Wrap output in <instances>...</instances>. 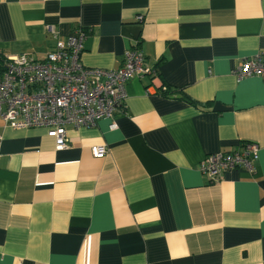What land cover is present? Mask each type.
I'll return each instance as SVG.
<instances>
[{
  "label": "crops",
  "instance_id": "crops-1",
  "mask_svg": "<svg viewBox=\"0 0 264 264\" xmlns=\"http://www.w3.org/2000/svg\"><path fill=\"white\" fill-rule=\"evenodd\" d=\"M53 26L87 30L92 68L140 40L157 75L63 150L0 119V264H264V77L235 73L264 54V0H0V53L44 60ZM250 142L254 172L201 170Z\"/></svg>",
  "mask_w": 264,
  "mask_h": 264
},
{
  "label": "built area",
  "instance_id": "built-area-1",
  "mask_svg": "<svg viewBox=\"0 0 264 264\" xmlns=\"http://www.w3.org/2000/svg\"><path fill=\"white\" fill-rule=\"evenodd\" d=\"M49 31L56 35L53 27ZM86 37L78 29L66 41L58 40L43 61L28 54L8 57L0 76V119L5 126L14 130L45 128L56 149L63 150L68 147V126L91 129L103 119L114 118L126 99V83L149 69L139 50L126 51L123 66L115 70L85 67L81 53ZM235 73L238 79L264 77V54L243 58ZM106 147L96 146L94 155L104 158ZM259 151L258 144L250 142L240 150L211 154L200 168L213 180L238 168L254 172Z\"/></svg>",
  "mask_w": 264,
  "mask_h": 264
},
{
  "label": "rangeland",
  "instance_id": "rangeland-1",
  "mask_svg": "<svg viewBox=\"0 0 264 264\" xmlns=\"http://www.w3.org/2000/svg\"><path fill=\"white\" fill-rule=\"evenodd\" d=\"M139 20L141 21V22H143V20H144V17L143 16H139ZM53 28H54V26H53ZM47 31H49V28L47 27ZM55 29V28H54ZM81 30H83L85 33H86V35L88 36V32H87V30L86 29H83V28H80ZM56 30V29H55ZM78 30V29H77ZM49 33L53 36V38L55 37L56 38V43H57V41L58 40H61V39H59L58 38V33H57V31H56V35H54V34H52L50 31H49ZM73 35V34H72ZM62 41H66V40H62ZM137 43V42H136ZM56 45V44H55ZM135 45V44H134ZM54 49V48H53ZM53 49H51V50H49L46 54H45V56H47V54L48 53H50ZM128 50H136L135 48H133V46H131V47H129V48H127L126 50H125V52H124V61H123V63L119 66V68L121 67V66H123V64H124V62H125V53H126V51H128ZM83 51H84V49H83ZM83 51H82V53H81V62H82V54H83ZM139 51H141L142 52V54H143V56H144V59H145V67L146 68H148L149 69V71L148 72H145V73H142V74H138V75H135V76H133L128 82H130L133 78H136V77H141V76H145V75H149L150 76V74L153 72V69H151L148 65H147V62H146V56H145V54L143 53V51L141 50V49H139ZM24 54V53H23ZM44 56V57H45ZM7 59H8V57H7ZM28 59H31V58H28ZM45 59H46V57H45ZM44 59V60H45ZM35 60H38V59H35ZM39 61H43V60H39ZM82 64H83V62H82ZM84 65V64H83ZM85 66V65H84ZM86 67V66H85ZM87 68H92V67H87ZM93 69H102V68H93ZM118 69V68H117ZM104 70H107V69H104ZM111 70H115V69H111ZM154 77V76H153ZM127 82V83H128ZM127 83H126V85H127ZM126 85H125V89H126ZM126 100V99H125ZM124 103H125V101H124ZM124 103L121 105V107H120V110L123 108V106H124Z\"/></svg>",
  "mask_w": 264,
  "mask_h": 264
},
{
  "label": "trees",
  "instance_id": "trees-1",
  "mask_svg": "<svg viewBox=\"0 0 264 264\" xmlns=\"http://www.w3.org/2000/svg\"><path fill=\"white\" fill-rule=\"evenodd\" d=\"M141 41L138 40L137 43L133 46L136 50L140 49L141 46ZM8 61L7 56L5 53H0V76L4 73L5 71V63ZM157 75L156 69L153 68V72L150 74V77L152 78L153 76ZM163 88V87H161ZM168 87H164L163 91L165 95H167Z\"/></svg>",
  "mask_w": 264,
  "mask_h": 264
}]
</instances>
